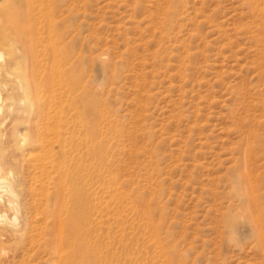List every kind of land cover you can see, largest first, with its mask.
<instances>
[{
    "label": "rangeland",
    "instance_id": "1",
    "mask_svg": "<svg viewBox=\"0 0 264 264\" xmlns=\"http://www.w3.org/2000/svg\"><path fill=\"white\" fill-rule=\"evenodd\" d=\"M0 99L12 139L83 149L70 264H264V0H0ZM47 230L0 264H57Z\"/></svg>",
    "mask_w": 264,
    "mask_h": 264
},
{
    "label": "bare ground",
    "instance_id": "2",
    "mask_svg": "<svg viewBox=\"0 0 264 264\" xmlns=\"http://www.w3.org/2000/svg\"><path fill=\"white\" fill-rule=\"evenodd\" d=\"M2 106L3 103L0 99V112L3 109ZM33 111L34 108L31 109V112ZM43 124L44 123H41L42 126L38 125L34 134L36 138L32 140L27 137H23V139L19 138L21 137L20 134H18V138L12 139V135H9L8 131L3 130L0 126V246H2L1 244L3 242H7L11 239L14 240V238L20 237V235H22V238L23 233L31 228H40L42 230L48 228L54 236V241L52 240L54 244L50 252L51 257L55 260L57 259L58 261L56 262L58 263L60 261L61 264H70V259L82 256L86 248L83 229L85 226L84 221L87 204L85 202V186H83L84 176L81 172L84 152L82 147H80L78 149V154H74L72 148L69 147L68 144H63L61 145L63 156H57L51 144L53 140L51 139L50 143V140L42 134ZM29 146L33 147L32 149L34 150L28 151L27 149H29ZM52 186L55 189L54 201L42 202V193ZM26 190L31 195V204L33 205L31 208L39 206L45 207L47 211H50L46 218H43L37 209V212H35L36 210L34 211L36 213L34 218L32 217L33 213L30 210V206L28 203H25L22 198ZM49 208H51V210ZM23 209V213H20ZM9 211H14V214L9 213ZM10 214L13 215L10 216ZM40 222H44L45 226L41 225ZM49 230H47V232ZM44 232L42 231V234H40L43 235ZM41 235L39 239L46 240V238H42L43 236ZM50 240L47 241H49L48 245L51 246ZM260 240L261 246L264 248V235H261ZM38 241L33 240L34 243H39ZM34 245L36 244H33V246ZM44 246H41V252L43 250L44 253L45 248H49L50 250V246ZM4 247H2L1 250H3ZM25 247H27L26 244L24 248ZM37 249H40V247L36 248V252ZM5 250L9 252L10 247ZM30 250L32 251L31 248ZM1 253L3 255V251ZM18 253L19 252L13 256L10 255L11 257L9 256L8 258L6 257L12 253L8 255L4 253L6 255V257H4V264L21 263V258ZM38 254H40L39 251ZM42 255L44 256L45 254ZM26 257L28 258L29 255ZM27 258L24 259L26 264L29 262L26 261ZM50 260L52 259L50 258ZM49 263L53 264L55 262L50 261ZM22 264H24V261Z\"/></svg>",
    "mask_w": 264,
    "mask_h": 264
}]
</instances>
